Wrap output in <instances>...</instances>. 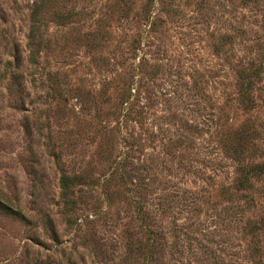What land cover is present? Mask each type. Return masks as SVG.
Segmentation results:
<instances>
[{
    "label": "rangeland",
    "instance_id": "rangeland-1",
    "mask_svg": "<svg viewBox=\"0 0 264 264\" xmlns=\"http://www.w3.org/2000/svg\"><path fill=\"white\" fill-rule=\"evenodd\" d=\"M0 264H264V0H0Z\"/></svg>",
    "mask_w": 264,
    "mask_h": 264
},
{
    "label": "trees",
    "instance_id": "trees-1",
    "mask_svg": "<svg viewBox=\"0 0 264 264\" xmlns=\"http://www.w3.org/2000/svg\"><path fill=\"white\" fill-rule=\"evenodd\" d=\"M250 172H251V171H249L248 173H250ZM248 173H245V175L248 174ZM70 182H71L70 177L64 174V175L62 176V178H61V187H62V189H63V191H64L65 193H66V192L68 191V189H69Z\"/></svg>",
    "mask_w": 264,
    "mask_h": 264
}]
</instances>
